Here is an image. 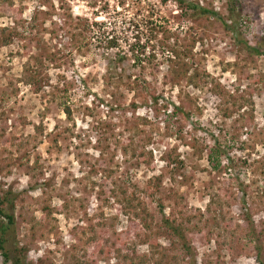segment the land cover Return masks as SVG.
<instances>
[{
	"label": "rangeland",
	"instance_id": "obj_1",
	"mask_svg": "<svg viewBox=\"0 0 264 264\" xmlns=\"http://www.w3.org/2000/svg\"><path fill=\"white\" fill-rule=\"evenodd\" d=\"M12 1L25 9L17 25L13 12L0 7V38L3 28L12 36L9 46L0 43V193L15 200L16 240L29 248L28 261L131 264L118 249L144 260L150 248L136 236L150 232L134 231L116 208L103 206L105 199L115 204L98 186L107 182L121 198L126 190L147 204L154 217L151 238L168 257L165 264L191 263L162 224L165 218L184 224L196 264H257V246L264 257V55H253L244 43L262 48L264 0H184L219 14H196L192 22L174 1L138 0L141 9L137 0L125 6L121 0ZM138 10L137 24L150 13L174 37H149L148 43L144 23L139 31L127 25ZM77 17L106 22L105 30L120 38L117 47L101 45L96 32L79 35ZM138 34L147 56L156 55L152 65H134L130 48ZM176 40L184 49L195 42L194 68L214 81L200 90L184 87L182 99L164 78L173 58L168 47ZM123 55L127 59L116 63ZM28 64L40 70L34 87L23 82L32 71ZM123 74L125 83L117 87ZM227 96L239 102L233 110L242 106L230 118L224 117L233 104H224ZM178 106L191 114L188 121L172 115ZM213 146L234 161L231 166L223 157L220 174L207 160ZM125 149L137 150V157ZM177 157L186 168L172 174L169 164ZM151 192H158L162 207ZM212 195L222 201V209L213 206L224 218L218 221L236 234L228 241L214 233L207 209ZM94 236L92 246L84 242Z\"/></svg>",
	"mask_w": 264,
	"mask_h": 264
},
{
	"label": "trees",
	"instance_id": "obj_2",
	"mask_svg": "<svg viewBox=\"0 0 264 264\" xmlns=\"http://www.w3.org/2000/svg\"><path fill=\"white\" fill-rule=\"evenodd\" d=\"M174 1L176 4H178L179 8L183 12V9H186L185 13L182 14V16L185 19H188V21H193L195 15L197 14L198 16H212V17H219V14H217L214 11H210L208 9L202 8L199 5H190L185 3L184 0H160V3L163 5H166L168 2ZM233 1V0H231ZM126 0H121L119 2L120 5L125 6ZM141 1H138L135 3L136 7L140 8ZM0 7H4L5 11H11L13 12V16L15 17V21L18 25V22L22 20L23 17V11L24 7L20 9L14 8V4L12 0H0ZM134 13V20H129L127 22L128 27H133V29H136L139 31L141 29L140 25L144 23L143 30L145 29L146 34L152 39H157L159 36L164 37L165 41H170L173 37L174 34L168 26L160 25L159 23L156 22V20L153 19V16L148 13V16H144L143 19H140L138 24L135 22L136 18L140 17V10ZM220 19V18H219ZM76 24H77V30L80 31L79 35H91L95 34L96 32L98 36V42L101 45H105L107 48L114 49L118 45V39L119 37L115 36L114 33L107 32L105 30L106 28V22H97V21H91L87 18H76ZM227 29H230L234 31V28H230L232 26H228V24H225ZM7 29L3 28L1 30V44L3 46H9L12 41V36L11 35H6ZM14 36H18L19 33L16 31H13ZM143 33V32H142ZM137 38V44H134L131 46L130 51L132 52V55L134 57V65H139L142 66L144 62H148L149 64H153L152 61L156 60V55L155 53L150 54L147 56V47L146 45H141L140 44V34L136 36ZM93 41V40H92ZM148 43L150 38L147 40ZM92 45V43H91ZM245 47L247 50L252 53L253 55H264V38L262 39V48H254L250 46L247 42L244 43ZM96 47H99V45H95ZM173 47H168V49L171 51L169 54L173 58H168L167 61L171 63V66L168 70V74L164 76L165 78V83L171 85L172 87H176L179 90L178 97L182 99V95L184 93L183 88L184 87H193L195 89H203L206 85L212 84L214 81L213 79L206 74H200L197 70L194 68V63L192 60L194 59V47H195V42L191 41V44L189 47H186L185 49L183 47L179 46L178 41L176 40L175 44ZM181 48L183 50H181ZM152 50L155 52L154 47H152ZM36 65L37 66H43L44 61L42 60V57L36 56L35 58ZM126 56H122L118 62L116 63H123L126 60ZM51 61H53L51 59ZM119 65V64H117ZM30 64L27 65V69H29L30 75L24 78L23 82L25 85L34 87L36 86V81H38L39 77V69H32L30 68ZM125 74L120 75L117 79V87L120 85H123L125 77ZM260 81L264 82V76H259ZM127 79H131V76H128ZM41 90V86L36 87V93ZM228 97V98H227ZM224 99V104H232V108H226L224 117L225 118H230L232 117L237 111L242 109V106L238 104V110H233L234 108H237V104L239 103L236 100H233V96H227ZM156 103L158 102V98L155 100ZM193 103V102H192ZM194 104V103H193ZM63 112L66 115L67 119L72 120V110L70 107L64 104ZM180 114L185 121H188L191 117L190 113L184 112L183 108L178 106L175 107L173 116H178ZM38 132H42V128L39 126L37 127ZM38 138H36L37 141ZM181 139V138H180ZM125 154H130L132 158L137 157V150H133L132 152H129L127 149L124 150ZM200 154H204L203 149L200 150ZM143 155V154H142ZM227 158L229 161V165H233L234 161L231 160L230 157H227L226 153L221 149L220 146H213L210 147V153L208 155V162L211 165L212 169L214 172L217 173H222V158ZM264 161V158H263ZM173 165L172 168V174L181 173L183 170L186 168V162L184 160H180V158L173 159L171 161V164ZM261 166L264 168V164L261 163ZM111 173V171H110ZM107 179H111V175L108 174ZM160 183V178H155ZM152 183V180L150 181ZM107 182H103V184L98 185L99 188L101 187V194L106 195V196H112L114 205L109 204V200L105 199L104 200V207H112L116 208V210L120 213H122L125 217H127L128 224L131 229H134V231L137 229H142V230H147L150 232L148 235L141 236L137 234L136 238L142 241V243L147 244L148 247L150 248L148 256L144 257V260H138L136 261L135 256H126L122 254V250L118 249L117 251V256L121 257L125 262L127 260H130L131 264H165L168 259V257L165 255L163 251H161L159 248V245L156 244V242L152 241L151 235L154 234L153 232L154 227H153V221L154 217L150 213L149 208L147 204L136 198L135 195L132 197L128 196L127 191L121 192L122 198L117 194L118 192L114 190V188H107ZM158 192H151L148 197L157 203L160 207H162L161 200H158L156 197V194ZM246 196V193L244 194ZM210 202L207 206V209L213 214V218L215 219V229L214 233H216L218 236L223 237L225 241H228L230 238H234L236 234L233 231H230L229 224L224 223L221 224L220 221L221 219H224L221 216V212H215L213 210V206H216L217 209H222V201L219 196L212 195L210 197ZM15 200L14 198H11L10 194H1L0 193V252L1 256L3 258V264H32L28 261V255H29V248L25 246H21L20 243L16 240V218L14 215V210H15ZM162 208H160L161 210ZM116 219V218H115ZM176 221L175 220H169V219H164L162 221V224L167 226L168 229H170L176 237L179 238L182 244V248L184 250V253L188 256L191 257V263L190 264H196V260L194 257V251L192 248V244L188 241L187 236H186V231L184 228V224H179L175 226ZM83 235H86V233H83ZM145 238V239H143ZM97 238L94 236L90 238L88 241H84L86 244L89 246H92V243L96 242ZM137 241L133 242V246L136 247ZM135 250H132V253L134 254ZM158 252V253H156ZM256 261L257 264H264V257H263V250L260 248V246L256 247ZM88 264H97L95 260H91L87 262ZM86 262H83V264H87ZM79 264H82L79 262Z\"/></svg>",
	"mask_w": 264,
	"mask_h": 264
}]
</instances>
